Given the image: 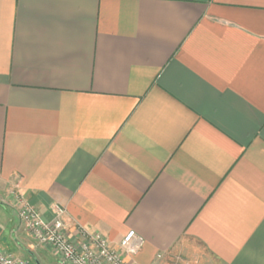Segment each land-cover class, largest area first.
Masks as SVG:
<instances>
[{
  "label": "crops",
  "instance_id": "0c3cea01",
  "mask_svg": "<svg viewBox=\"0 0 264 264\" xmlns=\"http://www.w3.org/2000/svg\"><path fill=\"white\" fill-rule=\"evenodd\" d=\"M17 196L70 238L134 230L135 264H264V0H0L22 239Z\"/></svg>",
  "mask_w": 264,
  "mask_h": 264
},
{
  "label": "built area",
  "instance_id": "2783aa9c",
  "mask_svg": "<svg viewBox=\"0 0 264 264\" xmlns=\"http://www.w3.org/2000/svg\"><path fill=\"white\" fill-rule=\"evenodd\" d=\"M16 215L30 238L39 246H47L62 264H135L134 257L144 245V239L129 230L118 246L100 233H90L82 227L70 238L61 218L65 209L53 205L54 217L45 221L40 212L22 196L15 202ZM0 264H31L26 258L0 249Z\"/></svg>",
  "mask_w": 264,
  "mask_h": 264
},
{
  "label": "rangeland",
  "instance_id": "374dc122",
  "mask_svg": "<svg viewBox=\"0 0 264 264\" xmlns=\"http://www.w3.org/2000/svg\"><path fill=\"white\" fill-rule=\"evenodd\" d=\"M17 222L13 211L0 203V249L2 251L26 258L31 264H34V258L39 260L41 264H62L52 252L42 254L40 246L29 235V237L23 235L22 239L24 240L20 239V237H15V239L10 233V229Z\"/></svg>",
  "mask_w": 264,
  "mask_h": 264
},
{
  "label": "water",
  "instance_id": "95a60500",
  "mask_svg": "<svg viewBox=\"0 0 264 264\" xmlns=\"http://www.w3.org/2000/svg\"><path fill=\"white\" fill-rule=\"evenodd\" d=\"M34 264H41V263L39 262V260H37L36 258H34Z\"/></svg>",
  "mask_w": 264,
  "mask_h": 264
}]
</instances>
